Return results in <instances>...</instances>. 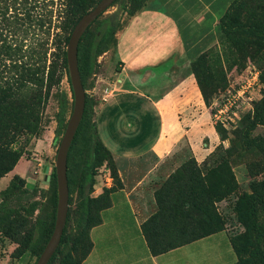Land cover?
<instances>
[{
	"label": "trees",
	"instance_id": "obj_1",
	"mask_svg": "<svg viewBox=\"0 0 264 264\" xmlns=\"http://www.w3.org/2000/svg\"><path fill=\"white\" fill-rule=\"evenodd\" d=\"M119 1L121 15H124L121 21L115 14L102 18L101 13L84 31L78 42V69L84 90L87 88L86 80L95 73L98 57L109 50H113L116 54L117 33L123 29L131 16L146 8L149 0H115L111 6ZM244 1L234 0L228 7L220 23L221 34L238 28L234 13L242 7ZM52 3L53 0H0V178L10 172L21 157L30 159L29 152L25 148L32 139L39 138L45 128L43 113L52 88L59 85L62 76H66L70 84L66 45L74 25L91 6L84 7V0H62V8L58 11L55 24V27L59 29L54 34L55 50L51 53V63L47 65L45 40L50 34L52 24V9L49 8ZM204 52L190 58L191 71L196 77L206 105L209 106L213 95L222 88L213 92L207 102L204 86L200 84L194 66L195 62L203 57ZM211 71L212 68H208L207 74L210 82H213ZM117 72H120V69H117ZM222 78L224 79L223 76ZM222 78L220 82L223 81ZM260 79L264 86L262 69H260ZM219 85L221 84L208 83L205 87L216 88ZM70 91L73 99L71 84ZM260 99L253 114L240 118L237 126L231 130L240 137L244 148L255 147L264 154V137L252 136L256 126L264 125V88ZM58 101L60 102L55 119L57 129L60 135H63L73 101L68 105L66 94L62 90L59 91ZM95 104L85 92L83 114L67 155L69 207L66 222L59 244L47 264H51L57 255L62 264H81L92 248L89 230L100 222L99 211L110 204L111 188H104L102 194L97 197L91 195L95 176L102 165L107 164L115 182L117 179L114 157L97 133L94 118ZM254 105L255 102L253 107ZM214 126L217 133L219 128L224 129L219 124ZM190 162L197 164L193 158H189L169 175L163 186L155 190L156 212L143 223V233L154 254L224 230L213 226V216L196 202L197 195L187 189L189 185L187 182L179 187V184L174 182L178 188L172 190L170 185L172 180H176L179 170ZM261 172L264 173V155ZM49 186L54 200L52 220L50 222L40 220L35 227L33 237L26 244V246L30 245V252L37 257L54 228L57 205L55 167L50 175ZM256 186L250 193H244L239 197L234 205V211L245 223V232L248 237L261 243L264 241V221L260 220V217L264 215V178ZM73 189L76 191L75 208L71 207ZM70 219L76 224L78 230L76 236H83L79 257L70 254L71 240L66 237ZM231 244L237 256L234 264H264V249L255 246L250 251V255L243 258L239 255L240 250L235 249L232 240ZM241 251L248 252L249 247L243 245Z\"/></svg>",
	"mask_w": 264,
	"mask_h": 264
},
{
	"label": "crops",
	"instance_id": "obj_2",
	"mask_svg": "<svg viewBox=\"0 0 264 264\" xmlns=\"http://www.w3.org/2000/svg\"><path fill=\"white\" fill-rule=\"evenodd\" d=\"M233 1L149 0L117 33L120 89L102 97L94 116L98 136L114 157L117 179L107 164L99 168L105 178L99 172V179L95 176L92 197L111 188L110 204L89 230L92 248L81 264L235 263L226 229L158 254L143 233V223L157 209L156 187L189 158L200 165L218 141L190 58L217 42ZM25 163V173L12 174L6 186L14 175L28 183L32 161Z\"/></svg>",
	"mask_w": 264,
	"mask_h": 264
},
{
	"label": "rangeland",
	"instance_id": "obj_3",
	"mask_svg": "<svg viewBox=\"0 0 264 264\" xmlns=\"http://www.w3.org/2000/svg\"><path fill=\"white\" fill-rule=\"evenodd\" d=\"M84 1V7L91 6V8L97 2V0ZM61 3L62 0H53L49 7L52 9V24L50 34L45 40L47 65L51 63V53L55 50L54 34L59 30L55 24L58 11L62 8ZM120 3L119 1L108 7L102 13V18L115 14L121 21L124 15H121ZM234 18L238 28L232 32H222L217 42L207 49L203 53V57L197 60L194 65L200 84L204 86L207 102L213 92L232 84L245 64L252 62L264 71V0H245L242 7L234 13ZM210 67L212 68L210 74L213 76V82L208 79L207 69ZM117 69L120 68L113 50L104 52L98 57L95 73L86 80L87 88L85 90L86 94L96 103L95 108L105 94L114 93L120 89L119 80L122 78ZM221 78L222 82H220ZM138 81L144 83L157 82L158 80L138 79ZM208 83L221 85L216 88H206ZM61 90L66 94L68 105L73 101L70 84L66 76H62L59 85L52 88L44 109L46 125L43 132L39 138L32 139L26 145L25 149L29 152L30 159L22 157L32 161L31 171H27L28 183L22 177L14 175L6 186L12 174L25 173L28 167L24 159L14 173H9L0 180V264H35L38 257L30 252V245L26 246V244L33 237L35 227L40 220L48 222L52 220L54 200L49 182L62 137L57 129L55 119L60 102L58 101L59 91ZM259 97L260 95L254 100L255 105L252 110L243 112L240 118L247 114H253L256 104L261 100ZM231 129L219 128L218 141L206 160L200 165L190 162L183 166L179 170L177 181L172 180L170 185L173 190L187 182L189 184L187 189L197 195L196 202L200 203L213 216V226L226 229L235 249L240 250L239 255L245 258L250 255V251L255 246L264 249V241L258 243L248 237L245 232V223L237 216L234 205L242 194L250 193L264 178V173L261 172L264 154L255 147L244 148L240 137ZM258 135L264 137V125H258L252 131V136ZM98 172L100 173V169ZM99 175L100 178H105L102 172ZM96 177L99 179L98 175ZM174 182L179 184L178 187ZM163 184L164 181L156 188ZM71 196V207L75 208V189L72 190ZM260 220L264 221V215L260 217ZM77 232L76 224L70 219L66 237L71 240L70 254L75 257L81 255L80 244L83 243V236H76ZM243 245L249 247L248 252L241 251ZM51 264H62L58 255L55 256Z\"/></svg>",
	"mask_w": 264,
	"mask_h": 264
},
{
	"label": "water",
	"instance_id": "obj_4",
	"mask_svg": "<svg viewBox=\"0 0 264 264\" xmlns=\"http://www.w3.org/2000/svg\"><path fill=\"white\" fill-rule=\"evenodd\" d=\"M115 0H99L94 7L85 12L74 25L66 45V60L69 71L70 84L73 92V107L68 118L64 133L60 139L55 158V174L57 183V205L54 228L38 256L35 264H47L56 250L68 212L69 189L67 181V155L70 143L74 137L77 126L83 114L85 105V90L82 85L78 69L77 46L78 42L88 26ZM49 178V176H48Z\"/></svg>",
	"mask_w": 264,
	"mask_h": 264
},
{
	"label": "built area",
	"instance_id": "obj_5",
	"mask_svg": "<svg viewBox=\"0 0 264 264\" xmlns=\"http://www.w3.org/2000/svg\"><path fill=\"white\" fill-rule=\"evenodd\" d=\"M263 88L260 69L252 62L245 64L232 84L213 95L208 106L213 124L235 128L242 113L252 110L254 100L262 96Z\"/></svg>",
	"mask_w": 264,
	"mask_h": 264
}]
</instances>
